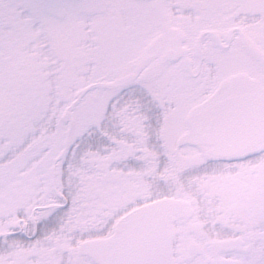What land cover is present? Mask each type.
I'll list each match as a JSON object with an SVG mask.
<instances>
[{
    "label": "snow or ice",
    "instance_id": "obj_1",
    "mask_svg": "<svg viewBox=\"0 0 264 264\" xmlns=\"http://www.w3.org/2000/svg\"><path fill=\"white\" fill-rule=\"evenodd\" d=\"M0 264H264V0H0Z\"/></svg>",
    "mask_w": 264,
    "mask_h": 264
}]
</instances>
